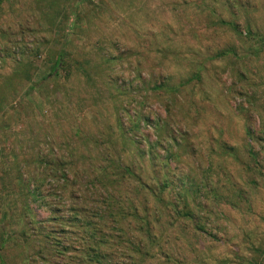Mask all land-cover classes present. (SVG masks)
I'll return each mask as SVG.
<instances>
[{
  "label": "rangeland",
  "instance_id": "374dc122",
  "mask_svg": "<svg viewBox=\"0 0 264 264\" xmlns=\"http://www.w3.org/2000/svg\"><path fill=\"white\" fill-rule=\"evenodd\" d=\"M264 264V0H0V261Z\"/></svg>",
  "mask_w": 264,
  "mask_h": 264
},
{
  "label": "trees",
  "instance_id": "16d2710c",
  "mask_svg": "<svg viewBox=\"0 0 264 264\" xmlns=\"http://www.w3.org/2000/svg\"><path fill=\"white\" fill-rule=\"evenodd\" d=\"M0 264H5V262L3 260L0 261Z\"/></svg>",
  "mask_w": 264,
  "mask_h": 264
}]
</instances>
